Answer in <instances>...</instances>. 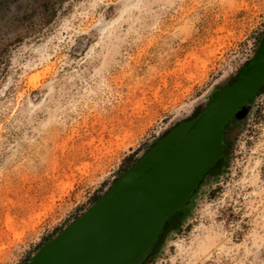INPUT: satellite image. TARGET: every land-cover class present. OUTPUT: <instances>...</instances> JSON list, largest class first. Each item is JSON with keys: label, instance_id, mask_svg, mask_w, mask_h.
<instances>
[{"label": "rangeland", "instance_id": "obj_1", "mask_svg": "<svg viewBox=\"0 0 264 264\" xmlns=\"http://www.w3.org/2000/svg\"><path fill=\"white\" fill-rule=\"evenodd\" d=\"M263 37L264 0H0V264H29ZM247 107L147 264H264V88Z\"/></svg>", "mask_w": 264, "mask_h": 264}, {"label": "water", "instance_id": "obj_2", "mask_svg": "<svg viewBox=\"0 0 264 264\" xmlns=\"http://www.w3.org/2000/svg\"><path fill=\"white\" fill-rule=\"evenodd\" d=\"M264 86V37L236 79L192 118L170 128L29 264H142L166 222L193 209L196 189L225 156L226 124Z\"/></svg>", "mask_w": 264, "mask_h": 264}, {"label": "trees", "instance_id": "obj_3", "mask_svg": "<svg viewBox=\"0 0 264 264\" xmlns=\"http://www.w3.org/2000/svg\"><path fill=\"white\" fill-rule=\"evenodd\" d=\"M44 6V8H48L49 9V5H43ZM54 12L55 11H53V12H49L48 13V11H46V14H47V20H49L50 18H52V16L54 15ZM29 18H30V14H28V13H26V14H24L22 17H21V20L23 19L25 22H29ZM46 19V18H45ZM244 69V68H243ZM242 69V70H243ZM241 70V71H242ZM240 71V72H241ZM234 81V80H233ZM232 81V82H233ZM263 88H264V86L261 88V90L248 102V104H250L256 97H257V95H259L261 92H262V90H263ZM217 93V92H216ZM242 119H238L237 117H233V119H231L227 124H226V126H225V129H224V133H226V128H227V126L231 123V122H239V121H241ZM225 143H226V141H225ZM221 161V160H220ZM219 161V162H220ZM218 162V163H219ZM132 163H134V162H131V164L130 165H132ZM217 163V164H218ZM216 164V165H217ZM215 165V166H216ZM214 168V167H213ZM212 168V169H213ZM212 169H210L209 171H208V173L212 170ZM207 173V174H208ZM206 174V175H207ZM205 175V176H206ZM205 178V177H204ZM204 178H203V180L200 182V184L198 185V188L201 186V184L203 183V181H204ZM197 188V189H198ZM197 189H196V191H197ZM191 212V209H189V208H181L179 211H177L167 222H166V225H165V228H164V231H163V233H162V236L159 238V240H158V242L156 243V245L151 249V251L148 253V255H147V257H146V259L143 261V263L142 264H147L148 262H150L151 260H153L154 258H155V256L157 255V249H158V247H159V243H160V240H161V238L163 237V234H165L166 233V230H167V228L169 227V223L171 222V220L175 217V216H178V215H180V214H184V215H188L189 213Z\"/></svg>", "mask_w": 264, "mask_h": 264}]
</instances>
